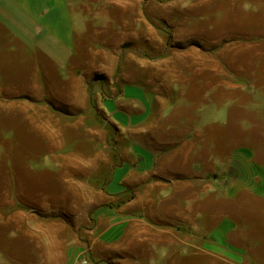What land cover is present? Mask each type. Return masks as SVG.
<instances>
[{
	"label": "crops",
	"instance_id": "1",
	"mask_svg": "<svg viewBox=\"0 0 264 264\" xmlns=\"http://www.w3.org/2000/svg\"><path fill=\"white\" fill-rule=\"evenodd\" d=\"M182 3L207 15L206 53L187 48L169 81L161 68H143L141 82L121 72L103 97L102 83L88 84L102 66L88 25L125 26L118 40L132 42L135 0L104 2L121 19L102 0H0L4 255L12 245L69 254L76 213L94 221L85 264H264V222L246 213L264 211V9ZM166 8L160 0L162 23ZM159 32L166 45V23ZM230 102L220 124L212 111Z\"/></svg>",
	"mask_w": 264,
	"mask_h": 264
},
{
	"label": "rangeland",
	"instance_id": "2",
	"mask_svg": "<svg viewBox=\"0 0 264 264\" xmlns=\"http://www.w3.org/2000/svg\"><path fill=\"white\" fill-rule=\"evenodd\" d=\"M102 12L104 14L111 15L112 17L125 18V13H118L116 8L104 5ZM189 3L190 0H163V3H167V15L163 18V21L168 26L167 44L165 45L164 35L159 32V28H163L165 23L159 21L160 11L159 4L160 0H135L134 14L135 27L134 33L135 38L132 42H126V40H118L122 34L126 33V27L119 29L122 25H88V41H92L89 45L93 50L97 52L101 51L102 66L101 69L92 70L88 77V84L94 87V84L102 83L103 97L111 96L116 91V86H108V83L117 81V76L123 72V76L127 72L136 73V80L142 81L141 78H137L141 75L143 68L147 70L158 71L160 68L167 72L168 81L169 74H179V70L186 63L182 58L187 48H194L199 53H206L207 48L201 41L204 37L206 25V13L202 15L198 14L197 9L194 11L188 10L186 13L183 12L182 3ZM257 0H238L241 9L246 11L255 10ZM94 9V8H93ZM258 9H264V0H258ZM185 10V9H184ZM130 13V12H129ZM241 13V11H240ZM242 15V13H241ZM202 16V18H200ZM190 25V28L194 29L193 32L196 35L195 39L186 38V29ZM170 28V29H169ZM131 33V29L128 30ZM184 38V40L177 41V38ZM182 41V42H181ZM167 53V55L165 54ZM163 56V57H162ZM98 61L92 63L98 66ZM118 65V66H117ZM228 98L227 101H229ZM247 102L258 103V94L251 97ZM230 105L224 108L220 106L212 114L220 121V124L226 122V112L229 106L235 104L230 102ZM103 120L106 122V117L103 114ZM222 127V126H221ZM109 129L111 134H115V129L104 126V132ZM106 133V132H105ZM214 134L222 138V128L214 129ZM112 145V142L110 143ZM217 144V143H216ZM9 153L10 150L8 149ZM21 152V151H18ZM8 153V152H7ZM8 153V154H9ZM12 154V153H11ZM14 155V154H13ZM27 165L30 169L33 168L36 171L37 165L26 160ZM36 166V167H35ZM32 173V172H31ZM247 215L253 217H260L264 222V211L260 214L258 211L256 214L246 212ZM260 214V215H258ZM68 221L74 229V236L71 238V252L67 254L60 247L55 250V253L49 252L52 248L44 246L40 248L38 254H16L15 249L12 245L10 249L5 253L0 252V259L4 261L6 256V264H85L87 258V249H85L87 243L86 238L83 237L85 230H89L94 226V221L91 215L83 214H71L67 217ZM26 250V248H23ZM50 250V251H51ZM180 253H184L181 250ZM186 256V255H185ZM16 257L21 259V262H16ZM183 257V256H182ZM184 258V257H183Z\"/></svg>",
	"mask_w": 264,
	"mask_h": 264
},
{
	"label": "built area",
	"instance_id": "3",
	"mask_svg": "<svg viewBox=\"0 0 264 264\" xmlns=\"http://www.w3.org/2000/svg\"><path fill=\"white\" fill-rule=\"evenodd\" d=\"M83 263H85V261H83Z\"/></svg>",
	"mask_w": 264,
	"mask_h": 264
}]
</instances>
